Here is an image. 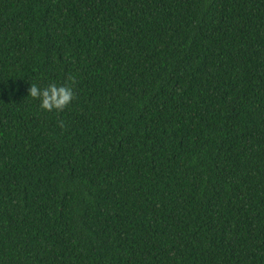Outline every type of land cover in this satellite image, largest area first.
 <instances>
[{
    "label": "trees",
    "instance_id": "1",
    "mask_svg": "<svg viewBox=\"0 0 264 264\" xmlns=\"http://www.w3.org/2000/svg\"><path fill=\"white\" fill-rule=\"evenodd\" d=\"M0 264H264V0H0Z\"/></svg>",
    "mask_w": 264,
    "mask_h": 264
},
{
    "label": "clouds",
    "instance_id": "2",
    "mask_svg": "<svg viewBox=\"0 0 264 264\" xmlns=\"http://www.w3.org/2000/svg\"><path fill=\"white\" fill-rule=\"evenodd\" d=\"M28 95L38 100L40 108L45 111L62 110L73 99V91L70 87L56 84H49L46 88L30 84Z\"/></svg>",
    "mask_w": 264,
    "mask_h": 264
}]
</instances>
